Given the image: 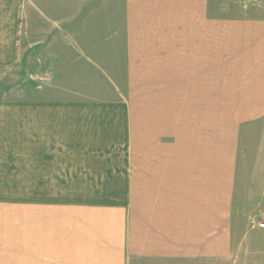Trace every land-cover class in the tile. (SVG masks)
Returning a JSON list of instances; mask_svg holds the SVG:
<instances>
[{
  "label": "crops",
  "instance_id": "0c3cea01",
  "mask_svg": "<svg viewBox=\"0 0 264 264\" xmlns=\"http://www.w3.org/2000/svg\"><path fill=\"white\" fill-rule=\"evenodd\" d=\"M122 2L126 101L59 88L118 83L107 37L0 0V264L264 263V0Z\"/></svg>",
  "mask_w": 264,
  "mask_h": 264
},
{
  "label": "rangeland",
  "instance_id": "374dc122",
  "mask_svg": "<svg viewBox=\"0 0 264 264\" xmlns=\"http://www.w3.org/2000/svg\"><path fill=\"white\" fill-rule=\"evenodd\" d=\"M33 3L38 4V8L28 6L27 13L23 12L21 15H23V21L28 22L30 29H25V31L31 32L33 37H39L43 38L48 35V33L51 31V25L48 22H51L53 20L61 21V22H67L70 20H76L77 23L81 24V27H78L77 36L81 37H87L88 39L85 41L81 40L82 46L86 47L87 41H91L90 43H93L92 38L102 39L101 42L107 37V43L106 45L102 44L103 47H105L111 56V53H113V58L115 57V49L119 48V70L117 71V74L119 75L118 83H116V80L114 77H106V78H88V83H92L90 85H85L84 78H66L65 83L62 85H59V88L65 92L66 90L75 89V91L81 93L79 94L82 97H93V98H113L115 95H119V101H126L128 100L130 92L127 90V77L122 75L124 72L123 66H121L120 58H124L125 51H124V39L120 40L122 42V45L116 46L117 43H119V39H113L117 38H124V30L123 25L125 23V14H124V5L123 0H32ZM59 6V7H57ZM58 8V10H57ZM56 9V11L54 10ZM35 10V11H34ZM91 26V30L85 28V25ZM97 27V28H95ZM78 38V37H77ZM90 38V39H89ZM112 38V39H111ZM46 39V37H45ZM99 39V40H100ZM91 48H94L95 45L90 46ZM121 48L123 50V55L121 54ZM113 51V52H112ZM122 56V57H121ZM29 78H22V77H11L6 79L4 89L6 92L12 91L13 94L19 93L23 94L26 92H29L28 94H31L32 92H44V98L45 99H51L54 97H60V96H66L67 93L62 94L57 93L55 90L56 83L53 82V77L48 75V77H43L42 79L39 78V81L41 83L42 89H36L34 85L30 84ZM113 81V83L111 82ZM68 81L69 84L67 83ZM76 82L74 85H70L71 82ZM113 84H118L117 86H113ZM118 91V93L116 92ZM116 93V94H115ZM14 98V95H12ZM254 238V241L256 244L264 245V233H261L259 231H251L249 234L248 239ZM261 240V242H258L257 239ZM257 261H261L260 264H264L262 262V259H254L251 261L250 264L257 263ZM258 264V263H257Z\"/></svg>",
  "mask_w": 264,
  "mask_h": 264
},
{
  "label": "built area",
  "instance_id": "2783aa9c",
  "mask_svg": "<svg viewBox=\"0 0 264 264\" xmlns=\"http://www.w3.org/2000/svg\"><path fill=\"white\" fill-rule=\"evenodd\" d=\"M259 225H260L262 228H264V223H260Z\"/></svg>",
  "mask_w": 264,
  "mask_h": 264
}]
</instances>
